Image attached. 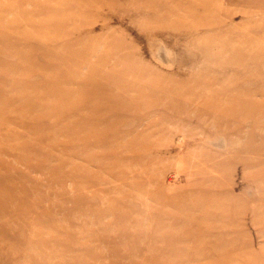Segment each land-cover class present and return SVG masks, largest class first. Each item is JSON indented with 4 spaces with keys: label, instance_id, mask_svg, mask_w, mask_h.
Instances as JSON below:
<instances>
[{
    "label": "rangeland",
    "instance_id": "374dc122",
    "mask_svg": "<svg viewBox=\"0 0 264 264\" xmlns=\"http://www.w3.org/2000/svg\"><path fill=\"white\" fill-rule=\"evenodd\" d=\"M0 264H264V0H0Z\"/></svg>",
    "mask_w": 264,
    "mask_h": 264
}]
</instances>
